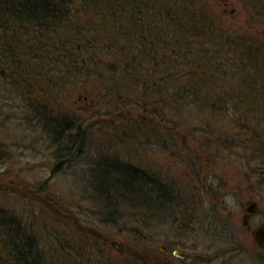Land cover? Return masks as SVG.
Listing matches in <instances>:
<instances>
[{
    "label": "rangeland",
    "instance_id": "rangeland-1",
    "mask_svg": "<svg viewBox=\"0 0 264 264\" xmlns=\"http://www.w3.org/2000/svg\"><path fill=\"white\" fill-rule=\"evenodd\" d=\"M208 2L216 13H223L222 22L232 25L236 22L237 27L244 25L247 6V15H255L252 19L247 17V24L263 31L264 37V15L258 13L261 8L264 13V0H229L226 13L220 1ZM231 8L235 9L234 17L229 14ZM5 68L0 60V178L3 180L0 208L21 218L24 229L33 235L36 244L51 252L47 254L49 258L58 251L59 255L69 254L62 246L54 245L56 237L65 245L63 249L82 256L85 264L118 259L116 245L119 247L127 241L152 254H160L164 246L169 249L168 255L172 250L184 253L185 259L174 260L177 264H264V252L256 249L248 233L247 239L241 240L247 243L244 249H236L226 234L233 229L228 226L229 221L242 230L241 201H226L224 210L213 193L205 191L211 183L212 172L229 183L240 184L244 191L242 198L246 194L247 199L259 198L258 213L249 224L255 227L264 221V147L258 146L259 141L255 145L258 148L248 147L249 138L258 139V132L264 133L261 131L264 130V97L249 95L252 83L247 82V74L241 73L243 69L230 65L219 72L223 75H213L223 80L219 86L213 80L211 99L219 105L221 101L217 100L222 98L228 106L206 110L210 116L203 120L207 122L199 121L200 108H195V103L183 93L188 88L187 81L182 83V75L173 76L172 72L161 79V86L155 90L159 94L153 91L146 98L137 95L138 106L131 114L113 107L95 88L86 91L87 100H78V93H71L67 103L63 102V110L74 121L81 120L87 139L84 152L76 154L69 163H61L55 149L46 148L41 125L32 115V109L39 108L34 99L37 94L29 98L27 92L21 93L16 85H10ZM90 98L94 99V106ZM247 99L251 100L252 107L247 108ZM186 104L190 107H183ZM140 105L145 108L138 110ZM235 107L240 110L235 112ZM200 130L216 131L201 133ZM225 148H228L226 152ZM218 153L222 158H218ZM101 159L118 161L142 171L150 182L163 188L169 206L160 213L153 210L151 216L144 210L116 203L107 207L104 197L94 195L93 186L103 182L97 180L101 173L90 175L92 171L88 170ZM20 185L42 192L37 196L24 193L23 189L28 190ZM47 200L56 201L60 206L57 208L74 216L75 222L50 210L44 211L42 202ZM78 223L103 233L113 243L112 247L100 238L84 235L81 229L80 233ZM74 232L83 233L84 238L79 239ZM49 258L45 262L54 264Z\"/></svg>",
    "mask_w": 264,
    "mask_h": 264
},
{
    "label": "trees",
    "instance_id": "trees-1",
    "mask_svg": "<svg viewBox=\"0 0 264 264\" xmlns=\"http://www.w3.org/2000/svg\"><path fill=\"white\" fill-rule=\"evenodd\" d=\"M209 4L208 0H0V60L8 71L10 85H16L21 93L27 92L29 98L37 94L34 99L39 108L32 109V115L41 125L46 148H54L61 163H69L85 151L87 131L81 129L80 119L74 121L63 110V104L71 93L88 96L86 91L91 88L101 91V97L113 107L131 114L138 106L137 95L146 98L151 92L159 94L155 90L161 86V79L172 72L173 76L182 75V83L187 81L188 88L183 93L195 108H200L198 114L202 116L197 120L207 122L203 120L210 116L206 110L220 107L211 99L215 88L212 85L216 79L215 85L219 86L223 79L213 75H223L219 72L231 65L247 74L255 93L250 91L249 95L264 97L263 43L259 33L251 34L247 29L246 50L244 30H230L222 22L223 13H216ZM250 101L247 99V108L252 107ZM141 108L145 107L140 105L138 110ZM236 109L240 110L235 107V112ZM258 133V139L249 138L248 147H264V133ZM88 170L92 171L90 175L101 173L97 180L103 182L93 186L94 195L104 197L107 207L116 203L144 210L151 216L153 210L160 213L169 206L163 188L150 182L137 168L101 159ZM1 181L0 178V185ZM25 189L28 191L23 189L24 193L34 196L42 192ZM42 203L44 211L75 222L74 216L57 208L60 206L56 201ZM73 226L74 231L77 227L84 235H93L112 247L103 233L80 223ZM29 233L21 218L0 208V264H47L45 259L51 252L39 247ZM82 234L74 232L79 239L84 238ZM128 242L116 245L118 259L97 264H169L163 253L152 254ZM57 244L69 254L56 252L49 258L54 264L86 263L82 256L63 249L65 245L55 237L54 245ZM50 249L53 250L51 245Z\"/></svg>",
    "mask_w": 264,
    "mask_h": 264
},
{
    "label": "flooded vegetation",
    "instance_id": "flooded-vegetation-1",
    "mask_svg": "<svg viewBox=\"0 0 264 264\" xmlns=\"http://www.w3.org/2000/svg\"><path fill=\"white\" fill-rule=\"evenodd\" d=\"M221 2V6L223 7V12H227L228 11V6H229V0H218ZM246 5H247V1H246ZM263 10V8L260 9V11L258 12L261 16L264 15V13L261 11ZM233 13H235V9L231 8L229 10V14L233 15ZM252 13V12H251ZM235 15V14H234ZM234 15L232 17H234ZM253 15V13L251 14ZM251 15H247V6H245V19H244V25L243 27H237V25L235 24L236 22H232V24H230L229 22L227 23L228 28L230 30L235 29V28H239L244 30L245 32V41H246V50H247V29H249L250 33H259L260 39L262 40L263 43V51H264V37H263V31L261 30H255L254 28H251L250 24H247V16H251ZM255 16V15H254ZM82 97H80L78 100H87L89 99L88 96L82 95L80 94ZM91 100V98H90ZM89 100V101H90ZM221 103L219 104L220 106H222L223 104H226L227 102L220 100ZM217 101V102H220ZM91 103V102H90ZM247 149V147H245ZM221 149V148H220ZM228 150V148L224 149V152H226ZM218 158H222L219 156L218 153ZM225 163H223L224 165ZM211 183L208 184L209 187H207V189L205 190L206 192H212L213 193V197L216 199V201H218L220 203L221 208H224V210L227 208L226 206V201L229 202V200L231 202H239L241 201L242 207L240 210V218H241V226H242V230L239 231V229H237V226L235 225L234 222L229 221V227L233 229L228 231L227 233L230 237H231V241L234 244V247L236 249H244V247H247V243H241L242 237L247 239V233L251 236L252 238V242L254 244V246L256 247V249L258 251H262L264 252V249L260 248L256 242L254 241V236L253 233L254 231L258 228L259 225L263 224L264 221H262L260 224L256 225L255 227H252L249 223L250 220L257 215L258 213V200L259 198H253V196H249L247 199V194L245 195L244 198H242L241 194H243V190L241 188L240 184H233L232 182L229 183L226 180L219 178V175L216 174V172H212L211 173ZM233 181V180H232ZM247 181L245 180L244 185L246 186ZM247 189V187H246ZM251 210L252 212L248 211ZM239 220H237L238 222ZM237 231H239L240 233L237 234ZM245 245V246H244ZM160 252L163 253L166 256V260H168L169 264H177L174 262V260L176 259H180L183 260L185 259L186 255L182 252H177V250H172L171 251V255H168V247L164 246V248H160Z\"/></svg>",
    "mask_w": 264,
    "mask_h": 264
},
{
    "label": "water",
    "instance_id": "water-1",
    "mask_svg": "<svg viewBox=\"0 0 264 264\" xmlns=\"http://www.w3.org/2000/svg\"><path fill=\"white\" fill-rule=\"evenodd\" d=\"M80 97L82 96L79 94L77 96V99H79ZM90 102H91V106H94V100L91 99ZM248 211L252 212L251 210ZM253 236L256 244L260 248L264 249V223L258 226V228L254 231Z\"/></svg>",
    "mask_w": 264,
    "mask_h": 264
}]
</instances>
